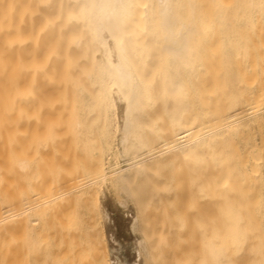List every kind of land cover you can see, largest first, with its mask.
<instances>
[{"label":"bare ground","instance_id":"obj_1","mask_svg":"<svg viewBox=\"0 0 264 264\" xmlns=\"http://www.w3.org/2000/svg\"><path fill=\"white\" fill-rule=\"evenodd\" d=\"M260 21L264 0H0V264L84 254L92 217L109 264H128V239L129 264H150V217L175 209L180 264L251 252L254 143L241 159L238 137L264 109L239 70Z\"/></svg>","mask_w":264,"mask_h":264},{"label":"rangeland","instance_id":"obj_2","mask_svg":"<svg viewBox=\"0 0 264 264\" xmlns=\"http://www.w3.org/2000/svg\"><path fill=\"white\" fill-rule=\"evenodd\" d=\"M259 23L260 24L257 27L259 29L255 27L256 28L255 31L257 30L258 31L257 32L254 31V34L252 35L253 37L251 38L252 47L250 49L251 50V53L249 56L250 60L248 58V60L251 62H247V61L246 63L244 62V64H241L242 67L240 66L244 70L242 71H240L239 69L238 70L241 73V76L245 77V79L243 78L242 82L243 83L247 82L246 83L247 86L244 84L245 86L242 87L243 89L241 88L242 91L243 90L245 91V94L243 91L244 96L245 97L252 96V98L255 99V102L251 106L255 105L258 109L256 107L254 108L257 111L261 112L262 109H264V22L263 24L261 21ZM243 83L241 84V86L243 85ZM248 94H251V95L248 96ZM243 108L244 110L241 109V111H244V113H247L246 111L247 107H243ZM251 125H252L250 126L251 129H249L250 132H248L249 134H247V132L245 133V131L241 132V134H239L238 141L240 143L239 155L241 159L243 158L245 159L246 157V150L243 148L242 145L248 141L249 142L253 141L251 143L252 145L254 143L253 145L254 154H252L253 156L251 158L252 162L250 161L251 162L250 166L253 168V172H255L254 175H252V178L254 179V188H253L254 195L252 196L253 197L252 203L254 202L253 204L254 206H252L253 207L252 215H254L253 222H255V227H254V231H253L252 239H251L253 241V250L251 252L249 251L248 249L249 245L245 241L244 242L241 241L240 243H238V247H236L235 245V247L237 248V251L235 252L236 254L233 253L231 257H232L233 262L235 261L236 264H250L251 262L253 264H262L264 260V209L262 210L263 206H261L260 204L263 200L262 196L264 195V144H263L264 142V116H259L257 117V119L252 120ZM245 171H247L246 167H243L242 165L240 166L239 164L238 171L235 173V176H234L235 182H231L227 189L228 199L226 201V206L228 207L230 214L232 215V216L230 215V217L227 219V224H228V228L230 229V231L233 232V235L231 234L233 236V239L237 235L236 233L237 230L234 225L239 222L238 217L240 213H239L238 208H239V204L242 201V197H243L242 189L248 186V183L246 180L245 182L241 181L242 174ZM234 183H235V188H234ZM119 206H122V208ZM119 206H118V211L120 210V212H123V210L125 211L127 210V208L124 207L123 205L119 204ZM175 210H177L176 213H174L175 211L172 210L168 214H166L167 217L165 216V214H163L164 216L162 215L161 216L162 218H161L160 217L161 214H156V213L155 214L159 215V217L157 216L150 217V218L153 217V219H151L152 220L151 222L153 223V228L149 231L150 234H152L151 239H153L152 236L156 237L155 241L152 242L154 244L153 249L159 250V247H161L160 248V251H161L162 247L164 248L163 254L161 255H160L161 252L158 253L159 251L158 252L155 251L156 253H158V255L155 253L153 260L149 261V263L151 262L150 264H180L181 260L184 263L185 261L183 258H186L184 257V255H186V253L184 254V252H187L189 249H192L191 247L186 251L185 249H187V247L184 244L187 242L186 243L187 246L192 245V238L190 235L191 233L189 231L190 229L185 230L186 228H183L179 230L178 228L172 227L170 220L173 218V216L175 217L177 213L179 214L178 210L180 209H175ZM171 212H173L174 214L173 213L170 214ZM183 213L180 212V216ZM241 214H242V210H241ZM169 215L171 217H168ZM165 220H166V223H165ZM241 223H242V230H241V233H242L244 229L243 226H244L245 220L244 222L242 221ZM167 224H170V225L168 226ZM169 227L171 230H169ZM188 227L189 226L187 225V228ZM174 229H177L178 232L177 230L173 232ZM182 230H183V233H182ZM101 233H102L101 227L99 225H94V218L93 217L91 219L87 218V225L82 230V235L84 237V240L81 241V244L79 245V248H78L80 251L84 252V254H80V255L68 258L66 260H60V258H55V257H33L31 256L28 259L23 258V259L15 260L12 262V264H109L108 256L106 255L105 242L101 240ZM177 233H179L180 235H178ZM132 234H134V237L141 236L140 230H137L133 233L129 232L130 236ZM185 235L190 239H188L187 237L185 238L184 237ZM162 236H165V237L162 238ZM134 237L132 235V238ZM175 237H178L180 241H178V239ZM183 237L187 240H183L184 239ZM164 238L165 240L162 241ZM242 239L243 238L241 237V240ZM124 241L126 240L122 241L123 244H121V247H120L122 249L120 250H122L121 254L124 257V260L126 261V263L129 264L130 252L132 253V251L135 250L136 242L131 239H128V241L130 242H127V243ZM188 241L189 242L191 241L190 244H188L189 243ZM162 242H164V244ZM158 245L159 247L157 248L156 246ZM188 254L190 256V252ZM230 261L231 259L229 257L228 263ZM185 264H187V260Z\"/></svg>","mask_w":264,"mask_h":264}]
</instances>
